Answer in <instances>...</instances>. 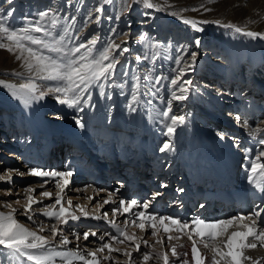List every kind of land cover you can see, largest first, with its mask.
I'll return each mask as SVG.
<instances>
[{
    "label": "bare ground",
    "instance_id": "bare-ground-1",
    "mask_svg": "<svg viewBox=\"0 0 264 264\" xmlns=\"http://www.w3.org/2000/svg\"><path fill=\"white\" fill-rule=\"evenodd\" d=\"M120 2L121 0H111L110 3L106 2V0H12V3L9 4L7 0H0V15L6 16L10 10H14L12 11V15L7 17V22L12 27H18V25L23 22L24 17L22 18V16L24 14L32 15L31 13L34 11L37 12L40 10L42 12L51 10V12L56 14L60 19V23L54 30L56 34H59L61 29L66 26L64 24L66 19L71 21L72 18H75V28L71 30L72 39L68 44V47H73L80 42H86L87 38L92 34V32H89L90 30L102 27L109 29L110 23L114 22L112 31L117 32L118 28L116 25L119 24V17L113 18V13L119 10ZM97 8H102V11L97 12ZM105 9L108 11H105ZM106 12H108V14L104 17ZM133 12L136 13L137 16L140 15L142 17L144 14L147 16L152 14L155 21L160 25L157 29V33H159L160 36L165 35L163 31L166 29V23L165 21H161V19L168 17L169 15H167V13L155 8H147L142 3H139L138 0H129L123 16H125V20L128 18L127 21L130 22V26L132 21L129 15L126 14ZM63 15L65 17H63ZM190 19L200 22L198 23V27L204 28L205 24L201 19L193 16H190ZM107 22L108 24H106ZM246 29L264 32V17L258 22L255 21V24H250ZM231 30L232 32L228 34L226 40L222 44V55L224 59L227 58L228 66L225 68L221 79H219L223 80L220 86H229L233 79L238 78L241 83L243 82V84L246 85L250 83L251 86L244 97L250 94L256 96L260 95L258 98L262 100V98L264 99V92H258L255 86L260 87L261 83L259 80H263L260 76L262 74L261 63L263 61L258 53V47L259 45H264V39H253L242 33H237L233 28H231ZM112 34L113 32L110 33L107 42L113 40L115 43L120 44L121 47H129L125 42L128 37L127 32L122 37L119 36L120 34ZM100 39L95 45L93 55L104 47ZM66 40H68L67 37ZM168 44L170 45L172 43L169 42ZM168 44L166 45L165 42L162 41L161 46L158 47L156 43L155 48L156 59L161 63L164 69L171 60H177L181 51L179 50L181 46H179L178 50H175L168 48ZM199 47L196 45V48ZM196 51H198V49H196ZM113 55L118 58L119 63L116 65L112 77L107 81H102L104 83L105 94L101 96L99 87L94 84L89 89V92L84 94L85 99H82L80 104L74 107H68L67 104L60 103L57 97L61 96V94L51 92L43 99L32 100L29 103H25L22 99L17 98V96L13 94L15 89L0 84V155L3 158V156L6 155L4 150L13 148V152L7 155L14 159V161H17L18 166L17 169L15 168V171L17 172L18 180L32 177L28 172L29 169L33 167L41 168L45 171H71L73 174L68 177L69 183L62 192L56 187L55 180L51 177H38L43 178V185L49 188L52 195L53 192L55 193L54 198H56L57 195L62 198V206L63 199L67 194H72V196H74V194H78V196L81 194L80 189L77 190L76 188H72L73 182L77 181V175L88 173L89 177L94 176V179H92L94 181L100 172H102L105 177L102 178L99 176L102 178V184L104 185L94 189L98 193L97 188H99V192H101L102 195L111 194V200L108 199L107 201L112 202V207L118 205L121 200L130 201L135 199L138 201V204L141 205L145 202H150L147 210L136 207L132 212L122 214L125 216L124 219L130 224V228H128V226L125 227L124 223L121 221L115 223L121 228H124L128 234L136 237L134 242L125 240L124 243L111 240L112 235L118 234L113 224L109 223L111 220H109V218L103 220L101 217L105 213L108 214L107 207L102 209V211H104L102 215H99L101 213L90 214L87 212V216H85L81 210L80 212H74L69 208V212L74 213L80 218L78 220L69 219L66 224H61L55 218L53 219L55 221L53 225L56 226L58 231L62 232L63 236L65 232H68L69 237H71L68 238L70 243L59 250H76L78 246L79 249L83 251L84 249L82 250L81 248L86 247V242L89 244L90 240V245H96L98 248L103 243L110 242L113 248L120 249V251L131 252L132 256L135 255L136 257H142L143 252H151L153 249L155 252H165L169 256L170 264H172L173 261L179 264V261H176V258L171 255V248L175 245L178 252H188V260L190 264H194L191 255L192 240L189 239L187 234L175 230L170 233H165L161 229L157 235L148 236L149 233L146 232L143 237V232L140 229L141 236H139L134 232V228L138 226L131 223L135 218L133 213L144 210L146 215L155 214L157 217H173L182 221V217L179 214V207L185 204V200L190 198L188 202L190 203L199 195L200 199H202V205L204 206L206 202L210 201V198L206 197L204 199L202 197L203 194L206 192L207 188L216 185V183L219 187L216 191L215 202L217 204V202L220 201L218 205H216V208L220 205H224V202L221 200H223V197L225 199V196L231 201L226 214L220 215L216 213L215 217H211L204 209L198 207L193 210L191 206H188L191 212L189 215V222L196 217L205 219L206 221H215L241 215L240 213L243 215L247 209L241 208L242 199L244 200L245 206L248 204V201L251 202L249 199L247 200V198H251V200L254 199V210L247 212L244 216L248 217L254 212L259 211L260 206H264V193H261L254 185L249 183V173L245 166L248 164L250 158H254L256 154L260 152L259 147L256 145V141L260 136L263 137L264 120L263 118L260 120L262 121L259 124L260 126L251 127L249 121L251 122V120L255 118V114L240 109L239 107L228 108L226 105H222L219 96L224 93L216 86V83L214 84L216 81H212V86L209 85V88L214 92L210 91L205 94V96L202 95V97L207 98V96H209L213 98V100L217 102V105L212 103L209 104L207 109H203L194 104L196 100L193 99V101H190L192 102V108L194 105V109L199 113H203L204 111L206 114H215L218 117L224 116L225 122L228 121V123L230 121L228 118H233L236 128H233V130L226 129V125H224L222 127L220 126V129L213 128V131L216 130L213 132L205 126L214 124L211 118H205L202 125L195 124V119H184V123L175 126L174 134L168 136L166 134V128H163L164 122L168 118L159 115V113L163 112V108H166V106H164L166 101L161 102L158 100L153 104L152 101H148V98L145 97L146 92L144 88L148 89V86L145 81V74L140 72V69H143V65H140V63L144 59L137 60L138 55L136 54L134 58L130 55L129 51L120 54L118 51L113 50ZM207 57L208 56L197 58L195 65L186 70V73L198 74L204 82H207L211 76L210 68H215L212 65H218L219 62V58L212 59L209 68L205 64ZM245 60L248 61L247 66H249V69L246 74H243V72L241 73L240 66ZM185 63L190 64L191 60H181V67H183ZM0 69L4 70L3 75L0 72V80L5 81L6 84H14L17 88L20 84L27 82L26 78L29 75H34V73L29 74L27 72L22 60L15 59V55L5 50L0 51ZM16 73H22L23 76L18 77L15 75ZM257 74L259 75L258 77L256 76ZM135 76H139L141 88L138 94V101L133 103L132 93L135 83L133 77ZM159 78L160 83L158 85L164 89L168 98H171L172 92H178V86H172L170 83H167L165 75L159 76ZM35 82L42 86H55L57 83L55 81H43L39 79ZM121 85H123V87H121ZM122 88L125 89L122 90ZM262 89H264V87H262ZM235 90L236 91H232L231 96H233V93H238L237 88H235ZM89 94L91 95V100L86 103L85 101ZM130 104H132V107L135 109L134 111L129 109ZM81 108L83 109L82 111L80 110ZM221 108L226 109V114L220 111ZM53 111L59 113L62 118L58 120L49 119L51 114L48 113ZM77 120H80L84 124L83 128L79 127ZM215 120H217V118ZM215 126L218 127L219 125ZM73 140L76 141V151H74L73 154L83 153L87 156L84 158L83 154L78 157L72 156L73 154L71 151L73 152L74 148H71L69 154L72 155L66 153V161H63L64 158H62V161H60L59 158L56 162L52 161V159L55 158L53 154L55 155L56 151L60 150H62L63 153V149H65L70 142H73ZM43 141L44 143H42ZM165 142L171 143L172 150L161 152L160 148ZM244 145L246 158L242 165V171L239 168V171H241V174H239L240 180L236 181L235 164L240 158L241 153H243L241 149ZM29 148H31V150H28ZM21 157H23L25 161H22ZM2 160L3 159L0 160V166L5 164V161L2 162ZM75 161L80 162L81 166ZM261 162L264 163V158H261ZM137 170H139L140 173H137ZM15 171L11 174H14ZM126 172H128V175L124 177ZM149 172L153 173V175H150ZM20 173H24V175H20ZM135 173H137L136 177L134 176ZM139 174L141 175L139 176ZM4 175L7 174H2V176ZM177 175H180L179 182L173 183V178ZM111 176H113L112 179ZM117 179L119 181H116ZM219 179H221V181ZM109 180H111V182ZM94 183H89L88 186L90 189L93 187ZM167 183L172 186L177 184V186L180 185V187L178 186L174 192L172 191L173 194L171 195V190L173 189ZM187 183L188 188L186 186ZM15 184L16 178L12 177L8 185L15 186ZM159 184L161 185L159 186ZM157 186L162 187L165 196L163 199L169 200V203L171 202L174 207H165L161 209V211L154 208L155 204L157 208L159 205H162L161 203L163 200L160 198L161 193L155 196V198H151V195L146 198L145 195L151 191L156 194L155 188ZM33 188L35 187L33 186ZM53 188L55 191H52ZM186 188L187 193H185ZM89 193H87L88 200L91 198V194L89 196ZM167 196L168 198L165 199ZM113 197L117 198L115 199ZM184 197L186 198L184 199ZM18 200L20 201L19 205L25 208L20 197ZM26 202L27 200L24 204H26ZM110 205L111 203H109V206ZM58 210L59 208L53 211ZM0 212L7 213L8 211L0 210ZM263 214L264 212H261V217L257 221L258 224L263 223ZM25 215V213L22 214V216ZM253 218L255 219V217ZM165 223L169 224L171 227L169 221H165ZM244 223H250V221L246 219ZM53 225H51V228ZM29 229L37 232V230L33 228ZM146 230H150L152 234V229L147 228V225ZM236 230L241 229L233 227L229 229V232ZM47 231L50 233L48 237L43 235V233H37L52 240L53 246L59 244L62 239L61 235L57 234L53 237L50 227ZM86 232L89 233V238L85 240L82 236L84 240L82 244L80 243V235ZM92 233H96V235L93 236ZM77 235L80 237L79 240L76 239ZM169 235L179 237V239L169 241ZM100 237H104V239L101 240ZM193 239L196 240L197 248L201 255L210 258L212 252L209 248L204 247L203 243H201V239L195 236ZM151 240H157V242L162 240V243L167 242V246L161 245L160 242H158V245L154 246ZM144 241H147V246H145ZM137 243L140 245L139 251L135 249V244ZM251 243L256 244L257 247L244 250V256L250 259L242 261V264H264V246H262L259 241L255 240H251ZM181 245L184 247H181ZM87 247L89 248V246ZM108 255V251L105 250L101 257L97 256L100 260V264H117L118 261L113 260L112 257L108 260H104V257ZM126 259L128 260V257H126ZM182 259L183 257H181V260ZM23 260L24 258H21L20 261H15V264H23ZM147 262L148 264H163V262L158 261L155 256ZM0 264H13L12 257H10L8 250L3 248V246H0ZM56 264H62L59 258H57ZM73 264H83V262L74 261ZM142 264H146V262L142 260Z\"/></svg>",
    "mask_w": 264,
    "mask_h": 264
},
{
    "label": "snow or ice",
    "instance_id": "snow-or-ice-1",
    "mask_svg": "<svg viewBox=\"0 0 264 264\" xmlns=\"http://www.w3.org/2000/svg\"><path fill=\"white\" fill-rule=\"evenodd\" d=\"M106 2H111V0H106ZM147 8H155L161 10V5L156 4L153 0H138ZM211 2V0H210ZM7 3L11 4L12 0H7ZM198 11L197 8L192 9H182L181 11ZM209 10V9H205ZM10 10L6 16L0 15V49L7 50L8 52L15 55L17 60H22L23 65L29 74L34 73V75H29L26 78L25 83H22L17 88L14 84H6L5 81L0 80V84L6 87L15 89L14 95L17 98L22 99L25 103H29L32 100L43 99L48 93H59L61 96L57 97L60 103L67 104L69 107H74L80 104L82 99H85L84 94L89 92L92 85H97L100 89V95L103 96L104 93V83L102 81L109 80L119 63L118 58L113 55V50L118 51L120 54L128 52L127 47H121L120 44L115 43V41H109L102 50L96 52L93 55L95 45L97 43V38L92 37L86 42H80L79 44L68 47L71 42V30L75 28V18L71 21L67 19L64 21L66 25L61 29L59 34L55 33L57 25L60 23V19L56 14L52 13L51 10H46L37 13V19L25 18V23L22 27H12L7 22V17L12 15ZM97 12L102 11V8H97ZM172 15H178L179 13L173 12ZM49 21L45 23V21ZM98 22V21H97ZM184 23L192 26L196 31H203L202 28L198 27V21L194 19H185ZM206 23V22H204ZM225 27L233 28L237 33H242L253 39L260 38L264 39V32L257 31H246L245 29L236 26L234 24L225 25ZM66 37L68 40H66ZM141 40H144V36H141ZM195 44L199 46L200 40L196 39ZM55 54V55H53ZM78 54V55H77ZM148 59V56L137 57V60ZM182 57H178L176 60L177 65L181 63ZM196 62V53H191V63H185L183 67H178L176 71V76L172 78L169 83L172 86H178L179 95L176 92H172V99L184 100L187 98L188 86L191 85V80H184L183 77L186 70L192 68ZM18 77H22V73L15 74ZM55 81L57 82L55 86H42L38 85L35 81ZM145 79L149 84L155 89L156 85L160 83V78L153 80L151 74L147 75ZM134 86L132 93V102L138 101V94L141 88V81L139 76L133 77ZM123 87V85H121ZM43 89V90H42ZM157 90L149 93L151 96L155 97L157 95ZM91 100V95L89 94L86 99V103ZM129 109L134 111L132 104L129 105ZM83 110L82 108L80 109ZM171 111V100L168 102V110L159 113L160 116L164 118H169V113ZM170 122L165 120L166 134L171 136L175 132V126L177 124L184 123V116H171ZM77 124L80 128L84 127V124L77 120ZM254 134V133H253ZM259 143L264 145V139L260 140ZM166 150H172V145L170 142H165L160 148L161 152ZM250 151V150H246ZM261 158H264V150H261L256 154L254 158H250L248 164L245 166L248 171L249 183L254 185L261 193H264V163L261 162ZM28 174L37 177H51L55 180V185L62 192L63 189L68 185V177L72 176L71 171H45L41 168L33 167L29 169ZM24 175V173H20ZM11 172L7 175L0 176V180H10ZM182 191V190H181ZM26 192L29 194L26 198L27 202L25 204V213L31 211L32 205L39 203L33 199L31 193L34 189L27 188ZM42 196L51 198L52 194L44 191L40 193ZM160 195V193L154 194L155 196ZM61 197L57 195L55 203L47 205L49 209H55L56 205H61L58 211H44L43 215L49 218H55L59 223L66 224L69 219L78 220L80 217L68 209L64 208L61 203ZM109 200H111V194L109 195ZM109 201H105L108 203ZM17 204L20 203L19 200L16 201ZM69 206H71V200L67 201ZM150 202H145L142 205L138 204V201L133 199L130 201L121 200L119 206L113 209V214L116 213H129L136 207H140L144 210L149 208ZM7 207L11 208V204H6ZM81 212L85 216L88 215L84 212L83 208L77 205ZM203 207V205H201ZM139 211L133 213L134 219L131 221L133 225L138 226L141 230H146L147 228L152 229V235H157L162 229L165 233H170L173 230L187 234L189 239L192 240L191 255L194 264H242V261L250 259L244 256V250L248 248L257 247L256 244L251 243V240L259 241L262 246H264V223L258 224L257 221L261 217V212H264V206H260V210L254 212L251 216L245 217L244 215H237L227 219H219L215 221H206L199 217L194 218L191 222L181 221L173 217L159 216L155 214H145V211ZM16 209L4 213L0 212V246L7 249L10 257L13 259V264L15 261H20L24 258L23 264H56L57 258L60 259L62 264H73L74 261H81L83 264H100V260L97 258V252L108 251L109 255L104 257V260L111 258V253L114 251H120L112 247V243H103L96 251L88 252L85 254L77 246L76 250L66 249L59 250L63 246L70 243L66 236H63L62 232H59L55 225L52 226L51 232L53 237L57 234L61 235L62 239L59 244L53 246V241L49 240L47 237L38 234L36 231H32L25 227L23 224L19 223L15 218ZM105 218L107 213L104 214ZM255 217V219L253 218ZM31 216L28 219L31 220ZM249 220L250 223H244L245 220ZM169 221V224L165 223ZM116 228L118 235H112V241H118L119 243H124L125 240L134 242L136 237L134 235L128 234L124 228L116 225L114 221H109ZM125 225L128 221L124 222ZM236 227L241 230L231 231L230 228ZM40 231H44V226H40ZM93 236L96 233H92ZM199 237L201 243L204 247L209 248L212 252V256L207 258L199 252L196 244V240L193 237ZM122 237V239H121ZM83 238L87 240L89 238V233H84ZM77 240L80 237L77 235ZM101 240L104 237H100ZM179 239V237L168 236V240ZM162 243L163 241H158ZM145 246H147V241H144ZM181 247H184L181 245ZM136 251H139L140 245L135 244ZM126 257L131 259L132 253L124 251L123 253ZM171 255L179 261V264H190L188 260V252H178L176 246H172ZM153 256L156 257L158 261H162L163 264H170L169 256L165 252H155L145 251L142 253V260L147 262L152 259ZM90 257V258H89ZM181 257L183 259L181 260ZM118 264V262H117ZM172 264H176L175 261Z\"/></svg>",
    "mask_w": 264,
    "mask_h": 264
},
{
    "label": "rangeland",
    "instance_id": "rangeland-1",
    "mask_svg": "<svg viewBox=\"0 0 264 264\" xmlns=\"http://www.w3.org/2000/svg\"><path fill=\"white\" fill-rule=\"evenodd\" d=\"M153 2L161 5L162 6L161 10L164 13H167V15H169L168 17L161 19V21H165V23H166V29H164V31H163V32H165V35L160 36V34L157 33V29L159 28L160 25L158 22L155 21L154 16H152V14H150L148 16L144 14L143 17L140 15L137 16V14L134 12L130 13V14H126V15H129V18L132 21L131 26H130V22L127 21L128 18L125 20V16H123L125 13L126 7L129 3V0H121L119 10L113 13V18L119 17L118 18L119 24L116 25L118 28V31L117 32L112 31V29L114 27V22H113V23L109 24L110 25L109 29H105L106 27H102V28H98L95 30H90L89 32H92V34L87 38V40L92 38V37H96L97 41H98L101 37L100 41H102L103 45L106 46L107 43L110 41L109 40L107 42L108 38L110 37L109 35L111 32H113L112 35L117 34L119 32L118 34H120L119 35L120 37L124 36L125 33L127 32L128 37H127L125 42L129 45L128 49H129L130 55L133 56L134 58H135L136 54L139 57H144L145 55L148 56V59H144L143 61H141L140 65H143V67H142L143 69H140L141 70L140 72L145 74V76L151 74L153 76V80H155L159 76L165 75L167 78V83H169V81L176 76V71H174V70L177 69L178 67H181V64L178 66L176 63V60H171V62L168 63V66L165 69L162 68L161 63H159L158 60L156 59V54H155L156 43H157L158 47H160L162 41H164L166 45L170 42V43L175 44V45H172V44L169 45L168 44V48H172L175 50H178L179 46H181L179 50H181L180 55L183 58L182 60H186V59L191 60V53H193V52L196 53V59L197 58H203V56L204 57L208 56L205 60L206 61L205 64L209 68L211 65L210 61H212V59H214V58H219L218 65H212L215 68H210L211 76L207 82L206 81L204 82L203 79H201V76L198 74L185 73L183 79L192 81L191 85L188 86V91L186 93V95H187L186 99L181 100V101H177L175 99H172V95H171V98H168L162 87H160L157 84L155 89H153L152 85L149 84L146 79H145V81L147 82L148 89L144 88V91L146 92L145 97L148 98V101H152L153 104H155L158 100H160L161 102L166 101V103L164 105V106H166V108H163V111L168 110V102H169V100H171V111L169 113V118L173 115L184 116L185 119H187V120L195 119V124L202 125L204 119L208 117V118H211L212 123H214L211 125H205V126H207L206 128H208L209 130L213 131V128L220 129V126L222 127L224 125H226V129L228 128V129L233 130V128H236L234 126L235 123H234L233 118H228L230 120L228 123V121L225 122L226 120H225L224 116L218 117L215 114L214 115L213 114H206L204 111H203V113H199L198 111H196V109H194L195 108L194 105L192 108V102H190V101H193V99L196 100V103L194 102V104L198 105L200 108H203V109H207L209 104H212V103L217 105V102L215 100H213V98H211L209 96H207V98L202 97V95L205 96V94L209 93L210 91L214 92L209 88L210 87L209 85H211V83L216 81V82H214V84L216 83V86H218L221 89V92L224 93V94H221L219 96L221 99L222 105L224 104L228 108L239 107L240 109H244L247 112L254 113L255 118H253L251 120V122L249 121V123L252 125V126L251 125L250 126L251 127L260 126L259 124L262 122L260 120L262 118L264 120V99L262 98V100H261V98H258V97H260V95L256 96V95H252V94L244 97L247 93V90L251 87L250 83H248L246 85V84H243V82L241 83V81H239L238 78H235L231 81L229 86L227 85V86L223 87V86H220V84H221V82H223V80H219V79H221V77L223 76V72L225 71V68L228 66L227 58L224 59L223 58L224 56L222 55V50H223L222 44L226 40L228 34L230 32H232L231 28L225 27V25L234 24L236 26L243 27V29L247 30L246 28L248 26H250V24H252V23L255 24V21L258 22L264 17V0H211V2H210V0H153ZM192 8H197L198 11H191V10L181 11L182 9H192ZM205 9H209V10H205ZM105 11H108V10L105 9ZM39 12H41V11L40 10L37 12L34 11L31 13L32 15L24 14L22 16V18L24 17L23 22H21L18 25V27H22L24 25L25 18H30L33 20L37 19L38 18L37 13H39ZM173 12H177L179 14L178 15H172L171 13H173ZM107 14H108V12H106V15H104V17L107 16ZM190 16L197 17V18L201 19L203 22H206V23H204L205 24V26L203 28L204 31H196L195 29L192 28L191 25L184 23V20L188 19V18L190 19ZM63 17H65V16L63 15ZM123 18H124V20H123ZM121 19H122V21H121ZM48 22L49 21H47V20L45 21V23H48ZM106 24H108V22ZM127 24H129V25H127ZM247 31H251V30H247ZM200 32H201V34H200ZM141 36H144L143 41L140 40ZM196 39H199L201 42V44H199L200 47L198 46L199 48H196V44H195ZM111 41H113V40H111ZM258 48H259L258 53L260 54V58L263 61L261 63V69H262L261 73L262 74L260 75L262 77L261 79H263V80L262 81L259 80V82L261 83V84L260 83L259 84L261 86L260 87L255 86V89L258 90V92H264V89H262V87H264V45H259ZM196 49H198V51H196ZM3 50L4 49H0V51H3ZM5 51H7V50H5ZM180 55H179V57H180ZM15 59H16V57H15ZM247 63H248V61L245 60V61H243V63L240 66L241 73L243 72V74H246L248 69H249V66H247ZM3 71L4 70L0 69V72L2 73V75H3ZM256 76L258 77L259 75L257 74ZM143 81H144V79H143ZM209 81H211V82H209ZM250 82H252V81H250ZM204 84H208V85H204ZM235 88H237L238 93L237 94L233 93V96H231L232 91H236ZM123 89H125V88H122V90ZM157 89H158V91H157V95L155 97H153L149 94L152 91H155ZM179 94L180 93L178 91L177 95H179ZM17 103H20V102H17ZM220 111H223L226 114L225 108H221ZM234 113H237V112H234ZM48 114H51L49 117V119H51V120H58V119L62 118V116L59 113H57L56 111L49 112ZM47 117H48V115H47ZM169 118L167 119L168 122H170ZM216 118H217V120H215ZM75 125H76V123H75ZM215 125H219V126L216 127ZM163 128H166L165 123L163 125ZM259 128H261V127H259ZM214 131H216V130H214ZM262 139H264V134H263V137L260 136L258 138V140L256 141V145L259 147L260 151L264 150V146L261 147L260 143H259V141ZM75 142H76L75 140H73V142H70L68 144V146H66L65 149H63V153H62V150L56 151L57 154L56 153H55V155L53 154V156L56 159L54 158V159H52V161L56 162V161H58V158L60 159V161H62V158H64L63 161H66V159H67L65 156L66 153L68 155H72L73 153L71 151V148H74L73 151H76ZM42 143H44V141ZM244 149H245V145L241 149L243 153H241L240 158L237 160V162L235 164V176L237 177L236 181L240 180L239 174H241L242 165H243L244 160L246 158V155L244 153ZM28 150H31V148H29ZM67 150H69V151H67ZM70 151L72 154H69ZM4 152L6 153V155H4L3 158L0 155V160L3 159L2 162L5 161V164L3 166H0V168H1L0 169V174H1L0 176H2V174H8L9 172H11V173L14 172L15 168L17 169V166H18L17 161L16 160L14 161V159L10 158V156L7 155L8 153L13 152V148H7L6 150H4ZM82 154L83 153H77V154H73L72 156L78 157V156H82ZM86 156H87L86 154H83V158ZM21 159H22V161H25V159L23 157H21ZM103 159H106V158H103ZM75 162L79 166H81L80 162H78V161H75ZM239 168L241 171H239ZM45 169H46V167H45ZM151 174L153 175V173H150V175ZM126 175H128V172L125 173L124 177ZM99 176H101L102 178H105L104 175L102 174V172H100L98 177ZM12 177L16 178L15 186L8 185L10 180H0V210L10 212V211H12V209H16L14 215H15V218L17 219V221L19 223L23 224L27 228H33V229L37 230L38 233H40V234L43 233V235H46L47 237L50 236V233L47 231V229L49 227L51 229V225H53V222H55V221L53 220L54 218H49L47 216H44L43 212L44 211H53V210H57L58 208H60L59 205L58 206L56 205L55 209H49L46 207L47 205H51V204L55 203V199H56V198H54L55 193L53 192V195L51 198L42 196L40 194L44 191H47L49 193L51 192L49 190V188H47L46 186L43 185V178H38L37 176H32V177H29L28 179L18 180L16 171L14 174H11V178ZM98 177L94 181L98 180ZM80 178H81V180H80ZM76 179H77V181L73 182L72 188L73 189L76 188L77 190L80 189L81 194L79 196H78V194H74V196H72V194H67V196L63 199L64 200L63 201V207L64 208H67V209L70 208L71 211L80 212V208L77 207V205H79L80 207L83 208L84 212H89L90 214L101 213L99 215H102L104 212V211H102V209L107 207L108 214H107L106 218H109V220L114 221V223H118L120 221L122 223H124V221H126L124 219L125 216L122 215L121 213L113 214V209L117 208L119 206V203L115 207H112L113 206L112 202L105 203V201H107L109 199V194H103L102 195L101 192H99L100 191L99 188H97L98 193H97V191H95L94 188L102 186L103 184L94 183V181L92 180V179H94V176L89 177L88 173H83L82 175H77ZM179 179H180V175H177L175 178H173V181H174L173 183H176V182L178 183ZM116 181H119V180L117 179ZM89 183L90 184L94 183V185L91 189L88 186ZM171 183H172V181H171ZM167 184L169 185V183H167ZM160 185L161 184H159V186ZM33 186L35 188H33ZM169 186H171V188L173 189V190H171V195L173 194L174 190H176L178 188V186L180 187V185L177 186V184L173 185V186L172 185H169ZM117 187H118V185H117ZM27 188L34 189V192L31 193V195L33 196V199L36 201H39V203L33 204L31 211L26 214L25 208H23L21 205L17 204L16 201L20 197V200L22 201L23 205L25 206L24 203L26 201V197L29 195L26 192ZM157 189H158V186L155 188V190L157 191ZM159 189L160 190L158 193H161L160 198H162V197L164 198L165 196H164V193L162 191V187H159ZM52 191H55V189L53 188ZM5 192H6V194H5ZM87 193H89V196L91 194V198L89 200H88V194ZM51 194H52V192H51ZM147 194H149V195H147ZM147 194L145 195L146 198L150 195H151V198L154 197V192H152V191H151V193H147ZM113 198L116 199L117 197H113ZM167 198H168V196L165 199H167ZM68 199L71 200V202H72L71 206H69V204L67 203ZM248 199L251 202L248 201V204L245 206L247 211L243 215H245L249 211L254 210V203H255L254 199L251 200V198H247V200ZM117 201H118V199H117ZM109 203H111L110 206H109ZM6 204H11V208L7 207ZM23 213H25L26 215L22 216ZM29 215L32 217L31 220L28 219ZM173 216H175V215H173ZM101 217L103 220L104 219L106 220V218H104V215ZM41 225L44 226V231H40ZM124 225H125V223H124ZM126 226H128V228H130L129 223L127 225H125V227ZM134 232H136V234L141 236L140 228L135 227ZM142 232H143V237H144V233L146 234V232L149 233L148 236L152 235L150 230L149 231L148 230H142ZM64 236H66L67 238H71V237H69L68 232H65ZM82 236H83V233H81V235H80V237H81L80 243L83 244L84 240H83ZM153 239H154V237H153ZM90 242H91V240L89 241V244H87V242H86V245H85L86 247L81 248L82 250L84 249L83 252L85 254H87L88 251L91 252L92 250L96 251V249H98V246L90 245ZM151 243L154 246L158 245L157 240H151ZM93 244H95V243H93ZM161 245L167 246V242L161 243ZM87 246H89V248ZM123 253H124V251L112 252L111 257L113 260H117L118 264H125L128 261L129 262L127 264H142V260H141L142 257H136L134 255V256H131V259L128 258V260H127L126 256L123 255ZM96 254L98 257H101L103 252H97ZM146 264H148V262H146Z\"/></svg>",
    "mask_w": 264,
    "mask_h": 264
}]
</instances>
